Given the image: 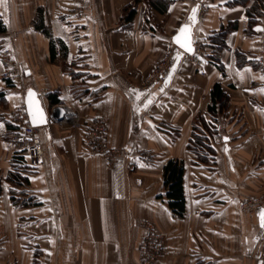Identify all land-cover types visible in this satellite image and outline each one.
Instances as JSON below:
<instances>
[{"label":"crops","instance_id":"crops-1","mask_svg":"<svg viewBox=\"0 0 264 264\" xmlns=\"http://www.w3.org/2000/svg\"><path fill=\"white\" fill-rule=\"evenodd\" d=\"M254 4L174 0L162 13L148 0H0V53L13 46L26 73L22 92L0 60V264H141L143 222L169 235L156 264H263L264 207L240 210L264 196V14L249 30ZM188 23L203 67L173 43ZM169 54L165 81L143 88ZM217 85L222 142L200 160L188 145L211 120ZM29 89L49 116L37 128L40 163L17 158L10 121ZM60 105L82 125L106 118L124 154L114 167L90 156L81 130L50 118ZM170 161L184 165L182 216L166 194Z\"/></svg>","mask_w":264,"mask_h":264},{"label":"built area","instance_id":"built-area-1","mask_svg":"<svg viewBox=\"0 0 264 264\" xmlns=\"http://www.w3.org/2000/svg\"><path fill=\"white\" fill-rule=\"evenodd\" d=\"M205 51L200 44L195 45L193 55H190L192 62L198 67H203ZM0 60L4 70L3 80L9 82L15 88L24 91L25 73L19 61L16 50L13 46H7L0 53ZM171 55L169 54L155 68V70L145 79L143 88L157 82H164L171 65ZM264 69V64H262ZM10 121L19 126V134L15 137L19 150L28 153L31 162L40 163L44 158V146L41 138L37 135V128L32 126L26 111L25 103H22L16 112L11 115ZM62 124H68L73 130H81L84 135L85 144L90 149V156L101 157L108 167H114L123 157V151L110 145L109 126L106 118L97 117L82 125L79 117L65 119ZM221 138L215 136L213 144L218 145ZM264 207V196L248 197L240 205L242 213L251 214ZM142 227L146 233L139 248L141 264H156V262L167 253L168 234L158 231L154 224L143 222ZM264 264V253L261 256Z\"/></svg>","mask_w":264,"mask_h":264},{"label":"trees","instance_id":"trees-1","mask_svg":"<svg viewBox=\"0 0 264 264\" xmlns=\"http://www.w3.org/2000/svg\"><path fill=\"white\" fill-rule=\"evenodd\" d=\"M150 3H154L159 11L162 13L165 11L166 7L169 8L174 0H148ZM250 0H238V3L248 2ZM255 4L248 10L249 15V30L253 27L254 24L257 23V19L264 14V0H254ZM134 11L130 13L132 16ZM231 28L228 27L226 29H222L218 36H225L226 33ZM6 31V27L4 26L3 22L0 19V32L3 33ZM49 35L47 29L44 32ZM220 41V40H219ZM217 44L219 49L225 47V43L222 41L218 42ZM59 47L61 50V55L64 54L66 47L64 43L59 41ZM52 51L53 55L56 56L57 53V45L54 43L52 44ZM213 61H215V57H211ZM26 78V73H25ZM225 102L227 101V96L222 91L220 86H215L212 91V104L210 107V115L211 120L207 121L206 119L200 121L199 125L195 126V131L190 140L188 145V150L190 152L195 153L199 157L200 160H206V156H209L215 153L213 138L218 134L216 128V115H217V104L218 102ZM11 123V122H10ZM12 124V123H11ZM19 126L17 127V129ZM20 129V128H19ZM17 158H20L21 161L27 162L30 161V157L28 153L24 150H19L16 153ZM183 172H184V165L181 161H170L165 168L164 179H165V187L167 191V198L169 200L170 208L177 214L178 216H182L185 210V198L183 192Z\"/></svg>","mask_w":264,"mask_h":264},{"label":"water","instance_id":"water-1","mask_svg":"<svg viewBox=\"0 0 264 264\" xmlns=\"http://www.w3.org/2000/svg\"><path fill=\"white\" fill-rule=\"evenodd\" d=\"M181 29H185V31H181ZM181 29L174 37L173 43L188 55H193L195 51L193 24H185ZM177 37H179V43H177ZM30 93L33 95H30ZM24 101L31 125L36 128L48 126L49 116L37 91L29 89L26 92ZM49 114L51 119L62 122L66 119L67 111L64 106L60 105L52 109Z\"/></svg>","mask_w":264,"mask_h":264},{"label":"snow or ice","instance_id":"snow-or-ice-1","mask_svg":"<svg viewBox=\"0 0 264 264\" xmlns=\"http://www.w3.org/2000/svg\"><path fill=\"white\" fill-rule=\"evenodd\" d=\"M181 31H185V29H181ZM176 40H177V43H179L180 42V40H179V37H177L176 38ZM189 51H191V49H189ZM30 95H33L32 93H30ZM262 215H264V214H262ZM262 226H264V225H262Z\"/></svg>","mask_w":264,"mask_h":264},{"label":"rangeland","instance_id":"rangeland-1","mask_svg":"<svg viewBox=\"0 0 264 264\" xmlns=\"http://www.w3.org/2000/svg\"><path fill=\"white\" fill-rule=\"evenodd\" d=\"M168 237H169V235H168Z\"/></svg>","mask_w":264,"mask_h":264}]
</instances>
